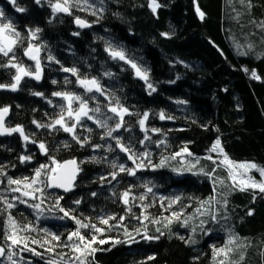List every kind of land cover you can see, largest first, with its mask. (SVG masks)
Returning <instances> with one entry per match:
<instances>
[{
	"label": "trees",
	"instance_id": "16d2710c",
	"mask_svg": "<svg viewBox=\"0 0 264 264\" xmlns=\"http://www.w3.org/2000/svg\"><path fill=\"white\" fill-rule=\"evenodd\" d=\"M57 2L64 0H16V6L0 0V24L20 33L13 52L0 54V85L14 82L16 69L5 67L10 61L35 71L36 61L25 55L29 45L39 49L33 53L41 65L39 80L23 76L16 91L0 88V109H9L5 127L19 126L29 138L14 132L0 139V264H264V192L241 191L221 159L264 170V0H156L155 14L151 0H70V14L54 13ZM77 18L89 26L78 27ZM36 29L32 38L29 30ZM106 49L123 52L147 80ZM77 77L97 80L104 95L86 91ZM54 92L99 108L76 126L83 146L59 126L37 127L52 124L62 108L66 122L75 123L68 102ZM110 106L127 110L122 121ZM94 120L121 127L101 139L107 129ZM217 140L223 157L212 150ZM182 151L192 168L174 172ZM21 156L30 160L22 163ZM69 160L79 175L63 194L47 180ZM121 165L135 175L120 172ZM25 178L37 183H8ZM77 231L84 242L69 239ZM225 248L226 255L215 251Z\"/></svg>",
	"mask_w": 264,
	"mask_h": 264
},
{
	"label": "snow or ice",
	"instance_id": "6c2138e0",
	"mask_svg": "<svg viewBox=\"0 0 264 264\" xmlns=\"http://www.w3.org/2000/svg\"><path fill=\"white\" fill-rule=\"evenodd\" d=\"M9 2L12 3L14 6H16V0H9ZM35 3L39 5V4H41V0H35ZM69 6H70V0H64L63 4L57 2L56 4H52L51 5L52 10H53L54 13L55 12H66V13L70 14ZM149 6H150V8H151V10L153 11L154 14H155L157 8L160 7V5L158 3H156V0H151ZM16 11L17 12H24L25 9L17 6L16 7ZM197 13H198V15L200 16L201 19L204 18V13L200 12L199 9H197ZM3 15H4L3 11H0V17H3ZM76 24L78 26H80V27H88L89 26L84 20L79 19V18L76 19ZM38 31H40V30L39 29H36L35 31L29 30V35L32 38H35L36 37V33ZM74 35H78V33H74ZM162 35L166 36L167 34L163 33ZM19 39H20V33L16 32L11 24H0V54H2L3 56H6V57L9 56V53L13 52V47L19 41ZM106 50L109 51V54L112 55L113 58L118 57L119 59L124 60L126 63H130L131 66L134 69H136L137 76L139 78H141V79L147 80V73L146 72H142L139 68H137L136 64L131 63V61H128L126 59V57L124 56L123 52L116 51V50H111V49H106ZM34 51L38 53L39 49L35 48L33 45H29V47L25 50V55L28 56L30 59L36 61L35 71L34 72L28 71L22 65H19V64H16V63H11V61H10L8 65H5V67H13V68H15L17 74L13 77L14 82L10 86L9 85H0V88L10 87L12 91H16L21 79L23 78V76H31L32 78H34L36 80H39L41 78L40 61H39V59H37L36 55L32 54ZM14 58L15 57L13 56L12 59H14ZM51 59H52V57H49V60H51ZM63 71L71 72L73 75H77V69L76 68H71V69L64 68ZM245 71H247V69H245ZM107 75H111V74L108 73ZM251 75H252V78H258L254 71L252 72ZM77 78H78V83L80 84V86L85 88L86 91L91 92V91L95 90L97 92H100L101 95H104V91L100 87L99 82L97 80H95V79H91V80L80 79L79 77H77ZM54 83H55V81H54ZM149 87L151 88L152 86L149 84ZM152 91H155V89L153 88ZM33 94L34 95H38V96L42 95L41 93H33ZM53 95L57 96V97H62L65 101L68 102L67 117L70 118V119L71 118H75V123L68 124L66 122L65 115H64V109L62 108L61 114L59 115V117L57 119H55L52 122V124H50V125L37 124V127H45L46 126V127H49L50 129H52V128H56L57 126H59L65 132L71 134L72 138L74 140H76L78 143H80L81 146H83V143L86 142V139L84 141H81L80 138L75 134L76 126H77V124L80 123V118L82 116H87L88 119H93L92 116L88 115V112L89 111L99 112L100 111L99 108L94 109V110L88 109L87 104L83 100H81L79 96H76V95L71 94V93L54 92ZM73 102H77L79 104V107L76 108V109H73L72 108V103ZM49 103H51V102H49ZM8 111H9L8 108L0 109V135H5V134L11 135L14 132H19L20 135L23 137V139L25 141H28L29 138L27 136H24L23 129L21 127H19V126H17L16 128H5L4 127V125H3V114L7 113ZM109 111H111V112L115 113L116 115L120 116L121 121L123 120V114H125L127 112L126 109L120 108L118 106L117 107H111L110 106L109 107ZM145 118H147V113H145ZM164 118L165 117H164L163 113H161V119H164ZM109 119H111V117H109ZM94 122L97 123L98 127L107 129V131L101 136V139H104L105 137H112V133L121 127L120 123H117L115 128H108V126H107V124L105 122H102L100 120H94ZM34 123H36V122L34 121ZM139 123L141 125V128H143L145 120L141 119L139 121ZM116 144H117V147L120 148V151L128 153V158L130 160H133V162L135 163V159L133 157V154L129 151V149L125 148L123 145L120 144V141H119L118 138H116ZM39 148H40L41 152H45L46 151L45 145L43 143H41L39 145ZM212 150L213 151L219 150L220 153L223 154V149L220 147V141L219 140H217L215 142V144L213 145ZM189 155H190V153H189ZM20 160L23 163L26 160H30V157L21 156ZM224 160L231 167L244 168V169L256 168V165H254V164H239V165H235L231 161L228 160V157L226 155L224 156ZM53 163H55V161H53ZM68 163L72 164V165H75L76 162L75 161H69ZM45 167H46L45 165H41L40 168L36 170V174L35 175H36L37 178L40 177L41 172H42L43 169H45ZM57 167H66V165H57ZM113 167H115V164L113 165ZM141 167H144L143 163L137 164V168H141ZM51 171L55 172L56 169H51ZM119 171L120 172L127 171L129 175H135V170L134 169L125 168L123 165H121L119 167ZM0 174H3V173L0 172ZM260 174H261V177H264V170H260ZM74 175H75V173H73V176H72L71 179H74ZM115 176H116V173H112L113 179H115ZM230 176H232L231 172H230ZM71 179H69V181L67 183L55 182V183H50L49 186L62 187V188H64V191H69L71 189ZM233 179H235V177H233ZM55 180H56V178L53 177V181H55ZM8 183H9V185H12V184L20 185L21 183H24L25 187L31 188L32 185L37 183V180L33 179L29 183V182H27V178H25V181H23V182L19 181V180L9 179ZM250 186L253 187V188H259L260 192H264V182L256 183L255 181H251ZM240 190L244 191V188L241 187ZM13 191H20V188L13 189ZM35 191H40V189L37 188V189H35ZM148 191H151V189H148ZM22 195L27 196V195H29V193L28 192H23ZM93 195H95V194H93ZM123 195H124L125 198H127L129 193L125 192ZM33 198H35V197H33ZM141 199H143V197H141ZM21 202L23 203L24 201H21ZM125 202H127L126 199H125ZM76 203H79V201H76ZM58 205H59V199H57V206ZM7 207L11 208V207H13V205L12 204H7ZM30 207L39 208V205H30ZM60 211L64 213V216H69L70 215L69 212L66 211L63 208H60ZM251 214H252V212L249 211L248 215H251ZM173 216H176V218H179L178 214H176V213H173ZM107 222H108L107 220H102L101 221V223H104V224H107ZM77 223L79 224L80 222L77 221ZM13 226H15L14 222H13ZM80 226L81 227H87V225H80ZM25 230H27V229H25ZM95 231L102 232L103 230L99 229V228H96ZM73 236L79 237L81 242L85 241V237L81 236L78 231L71 233L69 239H71ZM8 239H11L13 244H19L20 243V241L18 239L13 238L12 236H9ZM53 239L58 240L59 238L56 237V236H53ZM145 239H149V237L146 236ZM94 241H95V237H93L92 241H88L87 242V246L90 247L91 243L94 242ZM99 242L100 243H105V241H103V240H101ZM117 242H119V241H117ZM230 243H231V241H230ZM29 250L31 251V249H29ZM92 251H95V249H92ZM215 251L218 254L222 253V254L226 255L228 251H231V249L230 248H225V249H218V250H215ZM3 254H4V249L0 248V255H3ZM34 254H36V253H34ZM151 258L152 257H150V259ZM81 264H83V262H81ZM221 264H224V262H221Z\"/></svg>",
	"mask_w": 264,
	"mask_h": 264
},
{
	"label": "rangeland",
	"instance_id": "374dc122",
	"mask_svg": "<svg viewBox=\"0 0 264 264\" xmlns=\"http://www.w3.org/2000/svg\"><path fill=\"white\" fill-rule=\"evenodd\" d=\"M214 153L219 157H223V154H221L219 150L214 151ZM185 154H186L185 151H182L181 153H179L177 155L179 163L176 165L170 166V168L174 172H183V170H191L193 164L187 162V158ZM206 157L210 158V160H214V157H211L209 155H207ZM221 159L225 162L224 157ZM225 163L227 164L226 168L228 169L229 173L231 172L232 174L231 178L233 179V177H235L233 181L237 182L239 186L243 187L244 189H253V190L260 191L259 188L251 187L250 184H251V181H255L256 183L264 182V177H261V174H260V170L262 169H260L258 166H256V168H250V169L236 168V167H231L227 162ZM233 164L239 165V164H254V163L234 162Z\"/></svg>",
	"mask_w": 264,
	"mask_h": 264
},
{
	"label": "water",
	"instance_id": "95a60500",
	"mask_svg": "<svg viewBox=\"0 0 264 264\" xmlns=\"http://www.w3.org/2000/svg\"><path fill=\"white\" fill-rule=\"evenodd\" d=\"M63 13H65V12H63ZM78 27H80V26H78ZM80 28H85V27H80ZM32 54H34V53H32ZM6 119H7V113L3 114V125H4V127H5ZM9 136L10 135H7V134L0 135V139L6 138ZM69 161H73V160H69ZM69 161H66L62 164V165H66V167H59L58 169H56V171L53 173V175L51 177H49V179L47 180L48 185H50V183H55V182L67 183L69 181V179L72 178L73 173H75L74 179H71V189L69 191H64V188H62V187L50 186L51 189H53L57 192L63 193V194H69L73 190L74 185L76 184V181H77V178L79 175V168H78L77 162L75 161L76 162L75 165H72V164L68 163ZM53 177L56 178L55 181H53Z\"/></svg>",
	"mask_w": 264,
	"mask_h": 264
}]
</instances>
